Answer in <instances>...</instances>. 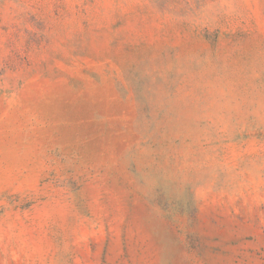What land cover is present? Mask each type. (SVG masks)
I'll return each instance as SVG.
<instances>
[{
	"label": "rangeland",
	"instance_id": "1",
	"mask_svg": "<svg viewBox=\"0 0 264 264\" xmlns=\"http://www.w3.org/2000/svg\"><path fill=\"white\" fill-rule=\"evenodd\" d=\"M0 264H264V0H0Z\"/></svg>",
	"mask_w": 264,
	"mask_h": 264
}]
</instances>
